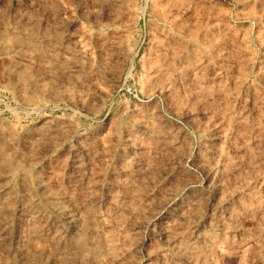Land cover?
I'll return each mask as SVG.
<instances>
[{"label": "rangeland", "instance_id": "1", "mask_svg": "<svg viewBox=\"0 0 264 264\" xmlns=\"http://www.w3.org/2000/svg\"><path fill=\"white\" fill-rule=\"evenodd\" d=\"M0 128V264H264V0H0Z\"/></svg>", "mask_w": 264, "mask_h": 264}, {"label": "bare ground", "instance_id": "2", "mask_svg": "<svg viewBox=\"0 0 264 264\" xmlns=\"http://www.w3.org/2000/svg\"><path fill=\"white\" fill-rule=\"evenodd\" d=\"M27 43H28V42H27ZM18 56H19V55H18ZM21 57H22V56H20V59H21ZM24 58H25V57H24ZM24 58H22V59H24ZM28 58H30V57H28ZM28 58H27V59H28ZM17 59H18V58H17ZM25 59H26V58H25ZM28 60H30V59H28ZM66 67H67V66H66ZM76 67H77V66H76ZM76 67H75V68H76ZM64 68H65V67H64ZM67 68H68V67H67ZM71 68H73V65H72ZM71 70H74V69H71ZM75 70H76V69H75ZM0 129H1V128H0ZM60 207H61V206H60ZM68 216H69V215H68ZM70 218H71V217H70ZM66 219H67V216H66ZM71 221H72V220H71Z\"/></svg>", "mask_w": 264, "mask_h": 264}]
</instances>
